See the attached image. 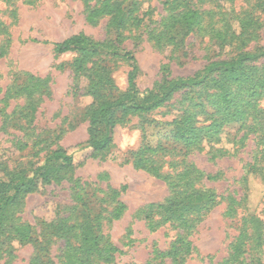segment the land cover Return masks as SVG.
Segmentation results:
<instances>
[{"label": "rangeland", "instance_id": "obj_1", "mask_svg": "<svg viewBox=\"0 0 264 264\" xmlns=\"http://www.w3.org/2000/svg\"><path fill=\"white\" fill-rule=\"evenodd\" d=\"M174 7L172 0H0V179L41 164L60 147L75 162L73 168L55 163L49 182L7 208L0 264H235L241 239L252 248L243 256L264 264V181L255 175L248 186L243 181L249 163L264 165V131L249 133L236 151L245 130L226 125L218 146L231 153L217 158L208 146L186 152L165 136L163 143L177 149L150 155L146 169L135 167L141 123L171 122L186 111L203 121L212 109L205 90L183 89L150 112L124 116L109 150L96 157L78 147L88 140L92 109L128 89L126 52L136 58V89L144 96L165 73L193 76L212 61L264 46V0H190L187 8ZM188 11L196 12L191 20L184 18ZM79 34L92 41L88 52L54 51L53 43ZM259 119L264 130V112ZM155 125L148 129L153 142ZM193 169L204 175L196 180ZM189 171L214 204L204 209L201 199H185L197 207L182 224L168 222L171 211L164 208L149 218L151 204L185 196L157 173ZM249 214L262 221L260 247L250 237ZM174 245L178 257L164 256Z\"/></svg>", "mask_w": 264, "mask_h": 264}, {"label": "trees", "instance_id": "obj_2", "mask_svg": "<svg viewBox=\"0 0 264 264\" xmlns=\"http://www.w3.org/2000/svg\"><path fill=\"white\" fill-rule=\"evenodd\" d=\"M189 1L172 0V3L175 7L180 3H185L187 8ZM99 11L100 9L94 10L91 15ZM195 15L196 12L188 11V13L184 14V18L191 20ZM225 40L228 43L226 37ZM38 42L49 44L48 41ZM53 46L56 53H64L73 48H80L86 53L88 48L92 46V41L79 34L73 35L62 42L53 43ZM125 56L131 68L128 75V89L121 95L102 101L92 109L88 140L78 145L79 148L90 149V157H96L109 150L113 143V129L124 116L133 113L150 112L170 100L175 93L187 88L205 90L204 92L209 98V107L212 108L211 111H204L205 119L203 121L198 119L195 113L191 111H186L181 118L174 119L171 122H157L145 119L141 123L143 147L137 153L139 158L135 160V167L146 169L148 168L146 162L149 161L150 155L177 149V145L168 146L163 143L162 138L165 136L173 135L175 140L184 144L186 152L208 146L209 153L212 154L213 158H217L231 153L230 150L218 146L222 142V135L225 133L226 125L237 122L240 123L241 129L245 130L239 139L240 145L235 148L236 151H239L245 145L244 140L249 133L257 134L258 130L264 131L259 119L260 114L264 112L260 108V100L264 99V66L257 65L264 58V46L252 50H240V52L231 57L212 61L193 76L170 78L165 73L157 90H151L144 96H140L136 89V58L131 52H126ZM206 89H212L214 92L211 93ZM204 104V102L200 103L201 106ZM153 123L156 124L155 126L160 127L158 132L156 131L155 133L154 142L148 132L149 126H153ZM234 144L236 145V141ZM58 162L65 168L75 167L73 153L66 148L60 147L49 153L41 164L31 167L27 171H20L8 179H0V234L4 213L7 208L13 207L21 196L38 190L40 185L49 182L51 173L54 170L53 165ZM248 165L249 172L243 179L245 185L248 186L250 175L258 176L264 181V165L258 166L256 162ZM191 171L197 174L195 175L196 180L204 175L199 170L193 169ZM191 171L179 173L175 176L168 173H157L169 185L177 188L175 195H185L186 197L184 196L182 201H180L179 196L170 198L167 201V205L157 206L156 204H151L147 209L149 218L157 212L156 210L164 208V210L171 211L168 222L179 221L182 224L186 222L185 212L190 207H197L196 204L189 206L188 203L184 202L185 199H201V202L206 204L203 207L204 209L209 207L208 204H214L213 197L208 191L195 188V179L191 175ZM173 178H175V181L172 182L171 179ZM212 178L214 177L207 176V179ZM248 219L252 223V234L250 237L258 240L256 245L260 247L262 221L254 214H249ZM235 249L237 251L234 255L237 259L235 264L252 263L251 253L245 257L243 256V254L251 251L250 243L245 245V242L241 239V243L237 244ZM172 250L164 251V256L178 257L176 245L173 246Z\"/></svg>", "mask_w": 264, "mask_h": 264}]
</instances>
